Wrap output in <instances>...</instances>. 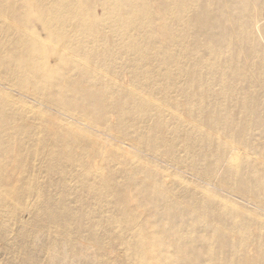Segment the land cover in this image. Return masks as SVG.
<instances>
[{"label": "bare ground", "instance_id": "obj_1", "mask_svg": "<svg viewBox=\"0 0 264 264\" xmlns=\"http://www.w3.org/2000/svg\"><path fill=\"white\" fill-rule=\"evenodd\" d=\"M260 148L264 0H0V264H264Z\"/></svg>", "mask_w": 264, "mask_h": 264}, {"label": "rangeland", "instance_id": "obj_2", "mask_svg": "<svg viewBox=\"0 0 264 264\" xmlns=\"http://www.w3.org/2000/svg\"><path fill=\"white\" fill-rule=\"evenodd\" d=\"M99 8V7H97ZM187 45V44H185ZM170 65H175L174 62H171ZM177 77L179 80H184L186 79L187 77V74L186 73H178L177 74ZM124 81L125 82H128V77H124ZM253 83L252 81H248V84H251ZM248 86V85H247ZM250 88L247 89L248 92H253V91H260L261 89L259 87H255L253 85H249ZM131 87V91H134V92H137V93H140V94H146L148 95V92L144 89H142L141 87H133V86H130ZM192 91L194 92H197L198 91V87H192ZM201 91H202V98L204 101H208L207 99V92L205 89H202L201 88ZM153 96L155 98H159L160 95L157 94V93H154ZM171 96H178L177 95V92H172L171 93ZM99 103L100 104H109L110 103V99H107V96L105 98H100L99 100ZM190 113L187 111V109L184 111V116L188 119H190ZM113 120H115V117H113ZM192 122H199L202 126V129L203 130H206V129H211L214 133H216L217 135H221V136H224L227 132L225 130L224 127L220 126V125H217L215 123H212L210 126L207 125L205 123V119H204V116L201 115L200 113H194L193 115V119H190ZM247 125L250 124V120H247ZM53 129V127H51L50 131ZM232 130V129H231ZM163 133L165 132V130L162 131ZM245 134V133H244ZM242 136H243V132H242ZM244 137V136H243ZM76 151L80 150L79 148H75ZM177 149V152H179L180 155H184L182 153V147H176ZM163 150V149H162ZM164 151V150H163ZM262 152V153H261ZM182 153V154H181ZM140 156L142 157H147L145 154H139ZM260 155H262V161L264 163V149L260 148ZM89 160V159H88ZM134 161L133 159H127L126 162H132ZM234 168H232L231 170H233ZM199 170L201 171V168H199ZM187 179H192L189 175H186L185 176ZM225 183H226V186H229V185H238V186H241L242 188H246L248 190H250V187L249 185H244V184H241L235 177L231 176V177H227L225 179ZM71 186L73 187L74 184L71 183ZM54 192H55V189H53ZM232 192V191H231ZM221 194L227 198H231L232 200H234V202L236 203H239V204H242L244 207H246V204L243 202V200L241 199V196L236 193V192H232V194L236 195V197H230L224 193L221 192ZM133 200H132V204L136 205V204H144L145 200H143V197L136 193V191L133 192ZM129 202H130V198H129ZM247 207H250V206H247ZM141 210V209H139ZM3 215H0V218L2 217ZM1 221V219H0ZM17 224H19V222H17ZM14 227H16V225L14 224ZM14 233V235H16V232L15 230L12 231ZM252 232L255 234V233H258V230L255 229L254 227H252ZM256 245H254L255 247ZM83 249H86V250H82V252L80 254H78V263L79 264H115V255H116V252L117 251H114V254L111 255L112 257H109V255L107 254V252H98L97 250V246L95 245H91L89 246L88 248H83ZM97 253V256L95 255ZM259 253L256 251V248L251 250L250 253H249V257L245 260V264H258L257 263V260H258V257H259ZM110 262V263H109Z\"/></svg>", "mask_w": 264, "mask_h": 264}]
</instances>
